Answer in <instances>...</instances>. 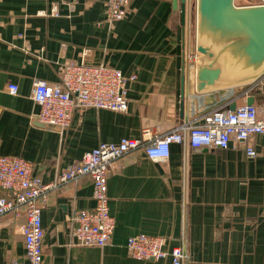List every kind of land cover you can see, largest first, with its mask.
I'll list each match as a JSON object with an SVG mask.
<instances>
[{"label": "crops", "instance_id": "0c3cea01", "mask_svg": "<svg viewBox=\"0 0 264 264\" xmlns=\"http://www.w3.org/2000/svg\"><path fill=\"white\" fill-rule=\"evenodd\" d=\"M105 2L0 0V155L27 160L44 183L100 142L141 139L145 128L162 135L216 107L243 103L246 86L195 92L189 23L184 33L172 0H132L112 24ZM71 60L136 74L128 111L77 108L68 126L37 125L34 80L57 82ZM9 83L18 86L16 94ZM262 98L256 94L255 102ZM246 143L257 151L254 158L235 141L227 149H192L183 140L171 143L161 162L149 160L142 147L116 161L107 178L115 228L104 246L70 243L71 210L94 205L90 178L61 184L42 205V264H172L132 258L124 245L140 233L162 236L167 248L184 246V264H264V136ZM23 223L11 213L0 217V264L24 258Z\"/></svg>", "mask_w": 264, "mask_h": 264}, {"label": "built area", "instance_id": "2783aa9c", "mask_svg": "<svg viewBox=\"0 0 264 264\" xmlns=\"http://www.w3.org/2000/svg\"><path fill=\"white\" fill-rule=\"evenodd\" d=\"M132 0H106V20L112 24L129 11ZM249 4L264 5V0ZM190 65L195 66L196 53H190ZM189 56V54H188ZM136 74L126 75L117 68L104 64L67 61L61 65L59 80L33 82L32 99L39 106L36 118L48 125L68 126L77 108L107 109L126 113L129 108L128 84ZM7 90L16 94L18 86L7 84ZM262 94V103L255 95ZM254 95V102L246 98ZM243 103L233 110L216 107L202 114L197 122L179 123L169 132L154 136L149 128L142 130V138L122 137L116 142H100L85 151L80 160L61 170L55 179L44 183L32 173L31 164L20 156L0 155V217L11 213L24 218L21 234L24 258H11L7 264H42L43 228L41 210L49 192L61 184L88 176L92 184L91 208L74 207L68 217L73 224L70 243L79 246H104L110 242L115 219L110 214L107 196V178L113 164L129 152L142 147L146 157L154 162L168 158L171 143L186 140L192 149L203 147L227 149L231 141L245 144L247 157L257 155L255 148L246 143L256 135L264 136V75L252 85L241 89ZM127 253L138 260L170 258L172 264H184L187 252L184 246L167 248L165 238L159 235L134 234L125 242Z\"/></svg>", "mask_w": 264, "mask_h": 264}, {"label": "water", "instance_id": "95a60500", "mask_svg": "<svg viewBox=\"0 0 264 264\" xmlns=\"http://www.w3.org/2000/svg\"><path fill=\"white\" fill-rule=\"evenodd\" d=\"M188 0H172L180 24L187 27ZM194 90L197 94L240 88L264 75V5H236L235 0L194 2ZM183 79V78H182ZM254 95L246 98L248 105ZM184 95L181 93V109ZM233 101L228 109L233 110ZM39 126L59 129L35 120Z\"/></svg>", "mask_w": 264, "mask_h": 264}, {"label": "rangeland", "instance_id": "374dc122", "mask_svg": "<svg viewBox=\"0 0 264 264\" xmlns=\"http://www.w3.org/2000/svg\"><path fill=\"white\" fill-rule=\"evenodd\" d=\"M194 2L195 0H188V5H187V11H188L187 26L189 23V39H190L191 51L194 50V18H195ZM250 2L251 0H235L236 5H245V4H249Z\"/></svg>", "mask_w": 264, "mask_h": 264}, {"label": "bare ground", "instance_id": "6f19581e", "mask_svg": "<svg viewBox=\"0 0 264 264\" xmlns=\"http://www.w3.org/2000/svg\"><path fill=\"white\" fill-rule=\"evenodd\" d=\"M199 57V56H198Z\"/></svg>", "mask_w": 264, "mask_h": 264}]
</instances>
